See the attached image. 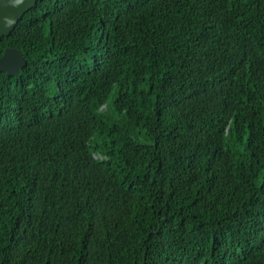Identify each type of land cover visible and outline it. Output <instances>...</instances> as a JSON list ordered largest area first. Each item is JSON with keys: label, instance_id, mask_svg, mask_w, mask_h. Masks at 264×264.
<instances>
[{"label": "trees", "instance_id": "1", "mask_svg": "<svg viewBox=\"0 0 264 264\" xmlns=\"http://www.w3.org/2000/svg\"><path fill=\"white\" fill-rule=\"evenodd\" d=\"M7 47L0 264H264V0H39Z\"/></svg>", "mask_w": 264, "mask_h": 264}, {"label": "water", "instance_id": "2", "mask_svg": "<svg viewBox=\"0 0 264 264\" xmlns=\"http://www.w3.org/2000/svg\"><path fill=\"white\" fill-rule=\"evenodd\" d=\"M39 0H0V38L9 36L22 16ZM26 65L21 50L7 47L0 57V71L16 75Z\"/></svg>", "mask_w": 264, "mask_h": 264}]
</instances>
